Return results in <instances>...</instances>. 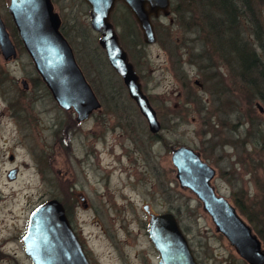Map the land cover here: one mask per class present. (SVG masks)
<instances>
[{"label": "rangeland", "instance_id": "374dc122", "mask_svg": "<svg viewBox=\"0 0 264 264\" xmlns=\"http://www.w3.org/2000/svg\"><path fill=\"white\" fill-rule=\"evenodd\" d=\"M52 2L101 106L77 120L73 108L55 103L19 39L9 0H0L16 49L7 60L0 52V264H32L15 236L31 211L51 198L64 205L90 264H157L147 221L149 212L166 211L175 215L198 264H250L197 195L179 184L170 159L178 145L198 152L215 169V192L235 206L264 250V101L232 52L213 41L203 19L216 13L209 1L169 0L168 15L151 19L156 40L150 43L127 8L111 12L155 109V133L99 45L88 5ZM237 13L242 37L264 52V0H249ZM249 77L257 84L253 73Z\"/></svg>", "mask_w": 264, "mask_h": 264}, {"label": "water", "instance_id": "95a60500", "mask_svg": "<svg viewBox=\"0 0 264 264\" xmlns=\"http://www.w3.org/2000/svg\"><path fill=\"white\" fill-rule=\"evenodd\" d=\"M83 1L88 5L90 26L99 33L98 43L104 49L109 64L120 75L149 130L157 132L160 123L155 109L141 88L139 76L120 44L110 16L115 3L122 2L137 22L143 41L154 42L156 34L151 19L159 14L168 15L169 0ZM7 9L35 71L55 103L64 109L73 108L77 120L87 118L101 103L60 31L61 19L52 0H9ZM0 52L4 58L16 54L1 17ZM170 159L179 184L197 195L217 230L237 253L250 264H263L264 250L259 238L235 206L217 194L211 185L215 169L186 145L172 147ZM14 175L15 169H12L9 177ZM144 209L148 211V205H144ZM147 235L158 253L157 264H198L172 212H149ZM22 243L32 264H90L63 204L56 198L48 199L32 211Z\"/></svg>", "mask_w": 264, "mask_h": 264}, {"label": "trees", "instance_id": "16d2710c", "mask_svg": "<svg viewBox=\"0 0 264 264\" xmlns=\"http://www.w3.org/2000/svg\"><path fill=\"white\" fill-rule=\"evenodd\" d=\"M208 1L211 4V9L216 13L215 15L209 12L203 14V19L209 25L207 28L210 34L213 35V41L226 52H232L244 79L246 78L250 82L256 94L264 101V52H259L254 49L249 41L242 37L237 29L235 20L241 6H248L249 0ZM118 5H123L126 8L120 1L115 3L114 8ZM60 30L61 32L64 31L62 25L60 26ZM252 73L257 77V84L259 83V85L249 77Z\"/></svg>", "mask_w": 264, "mask_h": 264}, {"label": "flooded vegetation", "instance_id": "af4514ba", "mask_svg": "<svg viewBox=\"0 0 264 264\" xmlns=\"http://www.w3.org/2000/svg\"><path fill=\"white\" fill-rule=\"evenodd\" d=\"M16 50V49H15ZM15 57V56H14ZM14 57H10V58H8V59H11V58H14ZM6 60H7V58H6ZM22 81H24V80H22ZM23 83H25L26 84V86H27V83L24 81ZM100 106H101V104L99 105V107L97 108V109H99L100 108ZM96 109V110H97ZM93 112H91V114H92ZM15 169V174H16V168H14ZM12 169H10L9 171H8V173H7V177L9 178V179H11V177H9V172L11 171ZM12 178H15V175H14V177H12ZM147 205V204H146ZM39 206V205H38ZM64 206V205H63ZM36 208V207H35ZM64 209H65V207H64ZM33 211V210H32ZM31 211V212H32ZM65 212H66V209H65ZM70 222V221H69ZM27 223H28V220H27V222H26V225H25V227H24V229H23V231H21L20 233H17L16 234V238L19 240V242L22 244V246H23V243H22V237H23V234L25 233V231H26V228H27ZM1 250V249H0ZM23 252H24V254L26 255V257L28 258L29 256L25 253V251H24V246H23ZM30 258V257H29ZM31 260V259H30ZM32 262V261H31Z\"/></svg>", "mask_w": 264, "mask_h": 264}, {"label": "bare ground", "instance_id": "6f19581e", "mask_svg": "<svg viewBox=\"0 0 264 264\" xmlns=\"http://www.w3.org/2000/svg\"><path fill=\"white\" fill-rule=\"evenodd\" d=\"M4 115L6 116V114H4ZM20 147H21V149L23 150V147H24V146H23V147H22V146H20Z\"/></svg>", "mask_w": 264, "mask_h": 264}]
</instances>
